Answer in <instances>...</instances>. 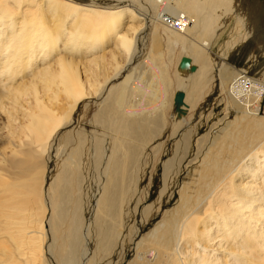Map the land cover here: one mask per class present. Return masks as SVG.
<instances>
[{"label":"bare ground","instance_id":"6f19581e","mask_svg":"<svg viewBox=\"0 0 264 264\" xmlns=\"http://www.w3.org/2000/svg\"><path fill=\"white\" fill-rule=\"evenodd\" d=\"M145 1L199 64L189 84L180 68L177 90L198 87L210 65L194 37L213 35L233 0ZM141 5L0 0V264H110L124 242L133 246L125 264H264V120L243 101L244 113L193 148L158 64L134 76L142 100L122 102L130 111L105 93L110 69L135 57L139 20L153 18ZM247 13L264 50L254 27L264 15ZM232 77L229 99L250 95L260 112L264 71ZM164 156L151 199V186H139Z\"/></svg>","mask_w":264,"mask_h":264},{"label":"rangeland","instance_id":"374dc122","mask_svg":"<svg viewBox=\"0 0 264 264\" xmlns=\"http://www.w3.org/2000/svg\"><path fill=\"white\" fill-rule=\"evenodd\" d=\"M100 1L103 2L105 0ZM233 4H235L236 9L223 17L222 25L218 27L216 32L214 31L213 35L210 37L205 35L203 37L199 35L194 37L196 41L200 42L198 45L206 52L208 57L207 63L210 65L207 66L210 77L203 80L198 87H194L192 90L191 88L188 89L184 87L183 90L179 91L177 90L176 80L180 68H188L185 71L184 78L188 79L187 81L189 84V80L192 74L197 71L196 69L199 64L194 60V55H192L193 53L188 48V45L180 42L166 31L162 22H167V20L163 17L161 12L155 10L153 6L151 7V4H147L145 0H142L141 6L149 15L153 16V18L148 20L142 19L138 22L140 25H138L135 35L134 59L129 62L121 61L117 67H112V70L110 69L108 77L103 82L105 93L109 95L108 99H112L114 103L119 102V108L121 107L122 109V107H124L130 111V108H126L122 102L127 101L131 104L135 101L142 100V94L139 92L134 82V76H140L139 72L144 65L154 63V65L158 64L159 69L163 71L166 77L165 79H167L170 101L175 102L177 106L179 105V110L181 112L183 111L181 118L190 121L191 125H189V127L192 132L190 146L193 148L196 146L195 139L198 136L203 133H209L211 135L219 130V128L222 129L230 119L235 118L240 113H244L240 110L243 101L247 102V104H243V107L248 105L247 107L250 106L253 109L250 115L253 114L252 116L254 117L257 115L256 117L264 120V94L260 100V112L257 111L258 108H254L256 102L251 98L252 96L248 95L244 99L235 102L231 101L227 95L229 83L234 78L232 77L234 69H241L246 75L255 79L260 78L264 71V50L262 49L260 51L257 43L252 39L250 34L247 33L246 26L249 22H245V17H248L247 12L253 9L264 15V0H233L232 5ZM237 10L239 12H237ZM236 13L244 19L238 21L235 16ZM169 22L171 23L170 25L174 27L175 31L181 32L174 26L176 22L179 25L181 22L178 20ZM254 27L260 31L258 36V38H260L259 42L264 44V19L256 22ZM223 61L229 66L226 68L227 72H230V74L222 73L224 77L220 75L222 71L221 63ZM100 78L103 81V76ZM184 82H186V80ZM251 102H253V107L248 104ZM255 112H257V114ZM81 113L82 111L79 110L75 114L77 115L75 118L77 119L80 117ZM169 124V121H165V131H167L166 129H168ZM166 144H164L163 148L166 146L165 150L170 153L172 151V141L170 140V142ZM165 158V156L161 157L158 162H154L153 160L149 161L148 169L144 173L139 186L140 193L143 192V188L145 189L149 185L151 186V199L154 198L155 193L161 185V162ZM151 166L153 168H151ZM150 182L152 183L150 184ZM132 253V244L124 242V245H121L119 243L112 250L110 264H125L126 261L131 258Z\"/></svg>","mask_w":264,"mask_h":264},{"label":"built area","instance_id":"2783aa9c","mask_svg":"<svg viewBox=\"0 0 264 264\" xmlns=\"http://www.w3.org/2000/svg\"><path fill=\"white\" fill-rule=\"evenodd\" d=\"M176 25L175 26H177L178 24H177V22L175 23ZM260 109V108H259Z\"/></svg>","mask_w":264,"mask_h":264}]
</instances>
